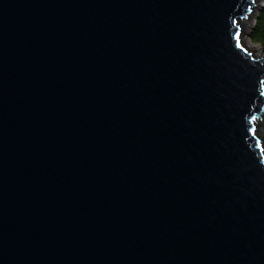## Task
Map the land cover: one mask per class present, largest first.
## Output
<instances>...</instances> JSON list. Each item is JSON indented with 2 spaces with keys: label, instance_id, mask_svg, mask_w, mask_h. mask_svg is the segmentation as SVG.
I'll return each mask as SVG.
<instances>
[{
  "label": "water",
  "instance_id": "water-1",
  "mask_svg": "<svg viewBox=\"0 0 264 264\" xmlns=\"http://www.w3.org/2000/svg\"><path fill=\"white\" fill-rule=\"evenodd\" d=\"M257 1L0 0V264H264Z\"/></svg>",
  "mask_w": 264,
  "mask_h": 264
},
{
  "label": "rangeland",
  "instance_id": "rangeland-1",
  "mask_svg": "<svg viewBox=\"0 0 264 264\" xmlns=\"http://www.w3.org/2000/svg\"><path fill=\"white\" fill-rule=\"evenodd\" d=\"M256 5H257L256 9L253 10L254 12L252 13V15L247 20H244L241 23L242 26L244 27L242 30L241 42L248 52L254 53L255 57H260L261 54H260L258 47L255 45H252L248 40L249 33L254 25L255 15L260 9L264 8V0L257 1ZM254 47L257 48L255 52L252 51V48ZM258 137L262 140L263 148H264V120L262 121L261 126L258 129Z\"/></svg>",
  "mask_w": 264,
  "mask_h": 264
},
{
  "label": "trees",
  "instance_id": "trees-1",
  "mask_svg": "<svg viewBox=\"0 0 264 264\" xmlns=\"http://www.w3.org/2000/svg\"><path fill=\"white\" fill-rule=\"evenodd\" d=\"M248 40L252 45L258 47L261 55H264V8L256 13Z\"/></svg>",
  "mask_w": 264,
  "mask_h": 264
},
{
  "label": "snow or ice",
  "instance_id": "snow-or-ice-1",
  "mask_svg": "<svg viewBox=\"0 0 264 264\" xmlns=\"http://www.w3.org/2000/svg\"><path fill=\"white\" fill-rule=\"evenodd\" d=\"M240 33L237 32V36L239 37ZM241 45L239 43H237V47H240Z\"/></svg>",
  "mask_w": 264,
  "mask_h": 264
},
{
  "label": "bare ground",
  "instance_id": "bare-ground-1",
  "mask_svg": "<svg viewBox=\"0 0 264 264\" xmlns=\"http://www.w3.org/2000/svg\"><path fill=\"white\" fill-rule=\"evenodd\" d=\"M256 49H257V48L254 47V48H252V51L255 52Z\"/></svg>",
  "mask_w": 264,
  "mask_h": 264
}]
</instances>
